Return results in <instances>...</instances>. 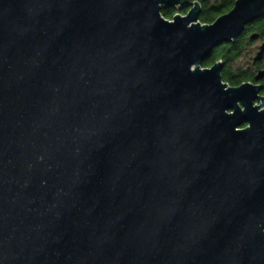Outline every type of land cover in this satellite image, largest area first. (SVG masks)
I'll list each match as a JSON object with an SVG mask.
<instances>
[{
  "label": "water",
  "instance_id": "water-1",
  "mask_svg": "<svg viewBox=\"0 0 264 264\" xmlns=\"http://www.w3.org/2000/svg\"><path fill=\"white\" fill-rule=\"evenodd\" d=\"M200 10L0 0V264H264L261 85L202 66L264 0Z\"/></svg>",
  "mask_w": 264,
  "mask_h": 264
},
{
  "label": "trees",
  "instance_id": "trees-1",
  "mask_svg": "<svg viewBox=\"0 0 264 264\" xmlns=\"http://www.w3.org/2000/svg\"><path fill=\"white\" fill-rule=\"evenodd\" d=\"M194 1V0H192ZM199 2L201 10L199 20L201 22H211L217 16L227 12L233 6L234 0H195ZM177 11L186 12L185 8H174L162 6L161 14L166 18H171ZM264 30V16L257 18L253 22L246 25L245 31L249 30ZM244 31V32H245ZM244 33L235 41L223 43L213 48L211 53L203 60L202 66H210L215 61H222L221 77L222 80L229 85L240 84L242 81L252 79L253 73L246 68L232 69L231 63L241 53L244 47ZM264 91V90H263Z\"/></svg>",
  "mask_w": 264,
  "mask_h": 264
},
{
  "label": "flooded vegetation",
  "instance_id": "flooded-vegetation-1",
  "mask_svg": "<svg viewBox=\"0 0 264 264\" xmlns=\"http://www.w3.org/2000/svg\"><path fill=\"white\" fill-rule=\"evenodd\" d=\"M245 29H246V26H245L244 30L242 31V33L237 38H235L233 41L237 40L244 33V37H245L244 38V40H245L244 43L245 44H244L243 49L247 48V46L249 44H254V43L257 42L258 43L257 52H258V50L260 49L261 45L264 42V30L259 31V30H252L251 29L249 31H245ZM252 34H254V35L252 36ZM246 69L249 72H252L253 76H252V79L245 80V81H242V82L249 81V82H252L254 84H260L261 88H260L259 94L260 95H264V91H263L264 90V73L258 79H255V75L260 70H264V51H263V53H262V55H261V57L259 59H256V60L252 59V63L250 65H248ZM221 70H222V68H221ZM236 85H238V84H236ZM232 86H235V85H232ZM243 125H245V124H243Z\"/></svg>",
  "mask_w": 264,
  "mask_h": 264
},
{
  "label": "rangeland",
  "instance_id": "rangeland-1",
  "mask_svg": "<svg viewBox=\"0 0 264 264\" xmlns=\"http://www.w3.org/2000/svg\"><path fill=\"white\" fill-rule=\"evenodd\" d=\"M189 7L190 6L187 5L184 8L187 11L189 9ZM174 8H178V6H176ZM177 12L184 13L182 11H177ZM257 45H258V43L256 42L254 44H249L247 46V48L243 49L241 51L240 55L235 60H233V62L231 63V68L232 69H237V68L245 69V68H247V66L252 63V59L255 56V54L257 53Z\"/></svg>",
  "mask_w": 264,
  "mask_h": 264
}]
</instances>
